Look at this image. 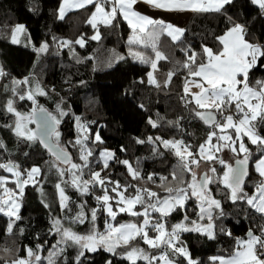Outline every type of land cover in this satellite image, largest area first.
Segmentation results:
<instances>
[{
    "label": "snow or ice",
    "instance_id": "snow-or-ice-1",
    "mask_svg": "<svg viewBox=\"0 0 264 264\" xmlns=\"http://www.w3.org/2000/svg\"><path fill=\"white\" fill-rule=\"evenodd\" d=\"M237 0H62L58 9V18L64 19L66 11L76 8L92 6L90 17L86 23L95 30L90 39L100 40V32L97 27L102 24L105 27H117L122 19L131 29L128 37L129 55L141 64L150 65L152 71L147 73L148 82L157 88L159 81L154 76L159 61L168 60L169 57L158 46L161 35L166 34L171 41L184 54V59L175 61L174 67L167 72L163 86L168 87L173 77L180 74L183 77L180 100L194 117L200 119L211 129L203 142L196 146L185 142L183 139H164L160 136H148L147 139L134 137L136 144L161 145L171 152L179 161V166L190 179L172 174V181L177 187H168L167 196L161 197L156 191L147 186H139L144 179L138 167H134L129 160L120 159L115 152L102 149L96 153L88 145L89 142L102 144L99 133L94 140L87 133L89 129L75 117L78 136L74 147H78L79 162L66 150L60 139L57 126L60 117L67 113L57 105V115L52 114L43 106L38 105L36 97L45 96L47 93L37 83L35 86L25 78L23 81L13 79L10 85H4V92L11 95L0 102V112L11 114L14 117L12 124L0 125L8 128L19 140L31 144L39 143L54 158L49 163L50 169H55L60 179L56 189L59 194L60 208L68 210L70 197L66 195L65 187H72L81 196H93L97 207L91 210V222L94 224L97 211L102 210L110 220L115 221L119 213L138 218L137 222H128L114 226L108 220L105 221V231L97 233L95 230L86 235L78 234L70 227L62 225L61 220H52V230L60 239L52 245L47 257L40 255L42 245L36 249H25V255L17 256L10 264H58L67 247L76 248L75 264H83L86 253L103 249L113 256H119L127 260L129 264H202L189 252L187 245L180 240L182 232H196L205 236L208 240L217 238L216 221L225 216L222 201L217 199L210 185L215 183L217 193L223 190V196L232 204H245L247 208L264 219V136L260 135L257 128L264 122V80H256L255 86L250 80V73L254 69L264 68L261 63L264 58V45L252 43L248 37L246 22H239L233 16L227 14V7L232 6ZM258 9L260 17H264V0H246ZM143 3L149 8L161 12H198L218 13L227 17V24L223 34L216 35L214 41L216 47L207 44L200 45V51H195L191 46L183 47L182 37L185 29L163 20H156L137 10V5ZM255 19V17H254ZM10 29L11 43L19 44L20 36L26 32L23 24L14 26L4 25ZM55 39V37H53ZM30 42V41H29ZM81 47L85 45V38L80 36L74 41L64 40L63 47L71 44ZM151 49V54L134 49ZM48 44H41L34 49L37 54L46 52ZM123 60V56L118 57ZM7 74L0 68V78ZM27 86L25 89L24 86ZM17 101H30L31 109L21 112L17 107ZM141 107H143L141 105ZM36 124V129L29 128V124ZM147 123L152 128L159 127L157 121L149 118ZM169 124L179 127V121ZM247 138V143L245 142ZM247 144L257 146L261 155L254 161V169L261 177L253 192L246 191L245 178L249 174V160L252 152ZM225 150L233 153L235 166L228 163L218 155ZM6 151V145L0 140V153ZM121 151H127L121 148ZM156 151V148H153ZM25 156L28 153H24ZM242 158H239L241 157ZM96 160L97 169L92 167V161ZM123 165L131 181L121 182L112 178L111 174H104L111 167V163ZM219 163L223 167L222 175L216 167L210 165ZM63 165V167H61ZM204 169L201 171V169ZM0 170L9 173V176L0 175V213L9 217L7 231H13V224L20 220L19 198L23 197L28 185L37 186L42 177V169L39 166L22 168L13 160L0 162ZM167 178L161 177V180ZM148 181L154 182L153 175H148ZM12 183L15 189L7 185ZM64 185V186H62ZM222 186V188H221ZM96 189H99L97 194ZM40 190V189H37ZM195 198L198 201V220L206 223H198L187 215L175 224L166 227V218L177 210L187 211L186 202ZM47 208L49 205L42 201ZM139 206V208L137 207ZM72 223H84V204L78 205ZM218 210V211H217ZM158 214L154 216L153 214ZM14 217V219H12ZM258 233L249 228L246 238H235V246L226 256H211V264H264V224L258 226ZM219 231L229 237L232 232L223 226ZM150 233H155L151 235ZM140 240L154 252L132 244ZM63 245V247H61ZM118 248H124V252H118ZM176 257H181L178 261ZM4 264H9L8 260ZM108 264H112L108 261Z\"/></svg>",
    "mask_w": 264,
    "mask_h": 264
},
{
    "label": "trees",
    "instance_id": "trees-1",
    "mask_svg": "<svg viewBox=\"0 0 264 264\" xmlns=\"http://www.w3.org/2000/svg\"><path fill=\"white\" fill-rule=\"evenodd\" d=\"M61 2L62 0H0V67L7 74L0 78V102L11 95L10 92H4L3 86L10 85L13 79L23 81L27 78L33 86L38 83L47 93L45 96L36 97L38 105L59 117L57 112L59 104L67 113L60 117L58 131L62 144L75 162H79V146H73L78 136L75 117L79 116L89 129L87 134L94 140L95 134L99 133L103 140L102 144L89 142L88 145L96 153L97 159L100 150L109 149L115 152L118 158L127 159L134 167H138L144 179L140 182L131 181L126 168L119 163L110 162L111 167L104 174L110 173L113 179L121 182L139 183V186H147L161 197L167 196L166 188L178 186L172 181L174 172L186 179L190 177L182 172L177 158L161 145L136 144L133 138L147 139L150 135L160 136L169 140L183 139L196 146L203 142L211 130L200 119L194 117L181 102L182 75L174 76L168 87L163 86L167 72L174 67L175 61L184 59L181 47L174 44L166 34L160 36L158 46L169 59L158 62L156 79L160 87L157 88L147 81V73L151 71L150 65L141 64L129 55L128 37L131 35V29L122 19L117 27L98 24L101 38L98 41L91 40L90 37L95 34V30L86 21L94 8L87 6L68 13L61 20L58 18ZM227 14L239 22H246L249 33L247 38L251 42L264 45V17L259 16L255 6L246 0H237L234 5L227 7ZM16 23L23 24L26 28L24 34L26 45L11 43L10 29L4 25L14 26ZM226 24L227 17L218 13L191 14L185 27V35L182 37L183 47L191 46L197 52L201 50V44L216 47L214 37L223 34ZM80 36L85 38L84 47L74 43L68 47L61 45L64 40L74 41ZM28 42L31 45L27 44ZM44 43L48 44L47 51L37 54L34 49ZM132 47L151 54L150 48L144 49L136 45ZM119 56H123L124 59L119 60ZM261 63H264V58ZM250 80L253 86L256 80H264V68L254 69L250 73ZM24 87L27 88L26 85ZM30 103L17 101L16 107L21 112H27V105ZM149 118L157 121L159 127L152 128L147 123ZM13 120L11 114L0 112V125L12 124ZM169 121H179V127L169 124ZM257 131L264 136V122ZM0 140L6 145V151L0 153V162L13 160L22 168L39 166L42 169L40 183L35 187L28 185L23 197L19 198L21 219L15 221L11 233L7 231L9 217L0 214V264H4L5 260L10 264L17 256L25 255V249H36L38 244L42 245L40 255L47 257L52 245L60 239L52 230L54 218L60 219L62 225L72 228L81 235L93 230L103 233L106 220L114 226L138 221V218L126 213H119L116 220L112 221L106 213L98 209L93 224L91 210L97 207L95 198L90 195L81 196L72 187L64 185L62 186L65 187L66 195L71 198L69 202L71 211L67 209L62 211L55 186L60 179L56 170L50 169L49 163H46L51 162L53 158L37 143L29 146L28 142L19 140L6 127H0ZM247 146L252 156L245 182H250L246 190L251 194L261 179L254 169V161L261 152L255 145ZM122 147L127 151H121ZM24 153L28 155L25 156ZM222 154L225 158L224 153ZM92 167L99 170L96 160L92 161ZM220 168L222 167L217 169ZM150 174L153 175L154 182L147 180ZM0 175L12 179L10 174L3 170H0ZM161 177L167 179L161 180ZM7 186L15 189L12 183ZM210 187L216 198L222 201L225 212V216L216 221L217 238L208 240L196 232H185L180 235V240L187 245L192 256L202 264H211L209 260L211 256L230 254L235 246V238H246L249 228L259 234L258 226L264 224V219L249 210L247 205L232 204L223 196V190L217 193L218 186L215 183ZM96 192L99 194V189H96ZM42 201L49 207L46 208ZM82 203L86 214L85 221L82 224L72 223L71 218L80 211L78 205ZM197 205L198 202L194 198L189 199L186 202L187 211L173 212L166 218V227L180 222L185 215L188 216L189 222L197 220L198 223H206L198 220ZM219 226L231 231L232 237L222 234ZM132 244H138L149 253L154 252L140 240L133 241ZM117 251L124 252L125 249L118 248ZM76 252V248L67 247L58 264H75ZM176 259L182 261L181 257ZM108 261L112 264H129L127 260L113 256L103 249L86 253L83 264H108ZM137 264L144 262L137 261Z\"/></svg>",
    "mask_w": 264,
    "mask_h": 264
},
{
    "label": "crops",
    "instance_id": "crops-1",
    "mask_svg": "<svg viewBox=\"0 0 264 264\" xmlns=\"http://www.w3.org/2000/svg\"><path fill=\"white\" fill-rule=\"evenodd\" d=\"M80 9H82V8L70 9V10L66 11L65 15H67L68 13L80 10ZM137 10L140 11L142 14L148 15L149 17H151L153 19L163 20L166 23H172V24H174L178 27L184 28V29L186 27V24L189 20L190 15L193 13H198V12H191V11H189V12H172V13L161 12V11L153 10V9L149 8L147 5H144L143 3H140L137 5ZM126 25H127V23H126ZM168 38L171 40L170 37H168Z\"/></svg>",
    "mask_w": 264,
    "mask_h": 264
},
{
    "label": "rangeland",
    "instance_id": "rangeland-1",
    "mask_svg": "<svg viewBox=\"0 0 264 264\" xmlns=\"http://www.w3.org/2000/svg\"><path fill=\"white\" fill-rule=\"evenodd\" d=\"M24 34L25 33H23L21 36H20V43L19 44H16V45H26V40H25V38H24ZM252 43H254L255 44V42H252ZM27 44H30L31 45V43H27ZM151 71H152V69H151ZM156 71L154 72V76H155V78H156ZM147 81H148V78H147ZM31 107H32V105H31V103L30 104H28L27 105V111H29L30 109H31ZM32 125L33 124H29L28 125V127L29 128H32ZM245 142L247 143V138H245ZM222 153H224V155L226 156L224 159L228 162V163H230V164H233L234 162H235V160H234V158H233V153H231V152H229V151H227V150H225L224 152H221V153H219L218 155H220L221 157L223 156V154ZM223 158V157H222ZM239 158H242V156L241 157H239ZM210 166H212V167H216V168H218V167H222L219 163H215V164H212V165H210ZM204 169L202 168L201 169V171H203ZM217 171H218V173H220L221 175H222V173H223V167L222 168H220V169H217ZM245 186L246 187H248V186H250V182H245ZM247 191V190H246ZM194 198V197H193ZM195 199V198H194ZM196 200V199H195ZM19 201V200H18ZM197 201V200H196ZM198 202V201H197ZM0 214H2V213H0ZM156 215H158V214H156ZM156 215H154V216H156ZM182 233H185V232H182ZM182 233H180V235L182 234ZM187 233V232H186ZM155 235V234H154ZM148 247V246H147Z\"/></svg>",
    "mask_w": 264,
    "mask_h": 264
},
{
    "label": "water",
    "instance_id": "water-1",
    "mask_svg": "<svg viewBox=\"0 0 264 264\" xmlns=\"http://www.w3.org/2000/svg\"><path fill=\"white\" fill-rule=\"evenodd\" d=\"M1 68V67H0ZM203 122V121H202ZM204 123V122H203ZM206 127H208L209 128V126L208 125H206V124H204ZM32 129L33 130H35L36 129V124L35 123H33V127H32ZM57 130H58V126H57ZM42 149H44L46 152H47V150L43 147V145H40L39 143H37ZM48 153V152H47ZM49 154V153H48ZM50 155V154H49ZM51 156V155H50ZM52 157V156H51ZM53 158V157H52ZM54 159V158H53ZM233 166H235V162L233 163ZM249 168H250V163H249ZM248 177V176H247ZM247 177L245 178V181H246V179H247Z\"/></svg>",
    "mask_w": 264,
    "mask_h": 264
}]
</instances>
